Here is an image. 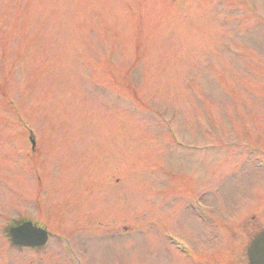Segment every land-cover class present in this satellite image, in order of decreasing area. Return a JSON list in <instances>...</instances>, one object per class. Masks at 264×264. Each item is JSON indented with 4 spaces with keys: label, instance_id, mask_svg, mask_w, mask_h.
Here are the masks:
<instances>
[{
    "label": "rangeland",
    "instance_id": "obj_1",
    "mask_svg": "<svg viewBox=\"0 0 264 264\" xmlns=\"http://www.w3.org/2000/svg\"><path fill=\"white\" fill-rule=\"evenodd\" d=\"M263 229L264 0H0V264H249Z\"/></svg>",
    "mask_w": 264,
    "mask_h": 264
},
{
    "label": "water",
    "instance_id": "obj_2",
    "mask_svg": "<svg viewBox=\"0 0 264 264\" xmlns=\"http://www.w3.org/2000/svg\"><path fill=\"white\" fill-rule=\"evenodd\" d=\"M13 241L23 245H43L47 239V233L38 228H34L30 223L11 230ZM252 264H264V231L256 237L248 249Z\"/></svg>",
    "mask_w": 264,
    "mask_h": 264
}]
</instances>
